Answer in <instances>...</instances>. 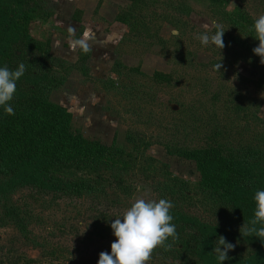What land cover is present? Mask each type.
<instances>
[{"label":"rangeland","instance_id":"obj_1","mask_svg":"<svg viewBox=\"0 0 264 264\" xmlns=\"http://www.w3.org/2000/svg\"><path fill=\"white\" fill-rule=\"evenodd\" d=\"M43 3L47 10L30 22L31 36L49 41L52 56L64 67L71 65L60 73L64 81L50 92L49 100L72 114L74 130L86 140L135 156L129 173L132 189L129 195L111 193L105 199L71 190L10 193L7 204L0 199L2 258L16 261L18 254L28 264H97L99 253L110 252L115 239L112 220L136 199L163 198L172 202L173 215L211 225L217 237L223 235L234 245L224 264L248 260L255 244L246 225L235 219L233 207L202 200L205 185L197 163L168 152L163 144L180 151L217 146L218 140L226 143L221 139L224 134L227 138V128L236 135L229 149L235 145L233 150L243 153L247 145L264 148V69L246 63L233 49L238 30L222 16L243 5L258 17L264 14V0H230L221 11L197 0ZM217 30L225 31L221 53L212 44L202 46L198 38ZM220 60L221 72L214 68ZM129 134L151 143L144 156L159 164L148 178ZM171 180L186 197L170 194L165 184ZM172 223L195 243L198 223ZM182 242L165 241L153 250L148 264H183L178 249Z\"/></svg>","mask_w":264,"mask_h":264},{"label":"trees","instance_id":"obj_2","mask_svg":"<svg viewBox=\"0 0 264 264\" xmlns=\"http://www.w3.org/2000/svg\"><path fill=\"white\" fill-rule=\"evenodd\" d=\"M197 1L218 11L230 3V0ZM46 10L43 0H0V66L15 70L19 63L25 64L24 75L17 80L16 92L10 102L14 114L9 115L0 107V199L7 204L8 195L18 189L42 194L52 191L67 194L71 190L78 195L93 194L91 197L95 199H105L111 193L129 195L132 189L129 173L135 156L116 146L86 140L74 130L72 114L49 100L50 92L64 81L60 73L62 70L66 73L71 65L64 67L63 61L52 56L49 41H37L31 36L30 22L36 13ZM41 14L48 16L47 12ZM222 16L225 23L238 30L233 36V49L241 52L246 63L264 69L260 57L252 52L259 43L252 28L257 17L243 5L235 6L232 12H223ZM124 23L128 21L124 20ZM224 131L227 138L224 134L221 140L226 143L218 140L220 145L217 146L180 151L168 147V143L163 145L170 153L178 152L180 156L194 160L205 185L202 200L214 199L224 203L214 205L233 207L235 219L247 229L252 227L253 196L257 190L264 189V148L247 145L241 147L243 153L233 150L235 145L229 149L231 137L236 135L227 128ZM218 134L220 132L214 137ZM141 137L129 134L128 142L141 155V171L148 174V178L152 171L156 172L159 162L144 156L151 143ZM228 150L231 154L224 152ZM173 183L171 180L165 184L170 194L186 197L181 187ZM170 214L173 222L198 223L199 226L195 243L191 238L186 239L184 228L178 230L177 227L176 238L166 240L176 244L183 238L178 246L183 264H217L213 252L217 228L186 215ZM249 237L255 244L254 254L243 263L232 261L230 264H264V241L254 237L253 233H249ZM1 251L0 264H28L23 255L17 254L16 261H12L2 258L4 253Z\"/></svg>","mask_w":264,"mask_h":264},{"label":"clouds","instance_id":"obj_3","mask_svg":"<svg viewBox=\"0 0 264 264\" xmlns=\"http://www.w3.org/2000/svg\"><path fill=\"white\" fill-rule=\"evenodd\" d=\"M252 28L258 45L252 52L260 57L264 64V14H260L253 22ZM225 31L217 30L209 36L201 34L198 38L202 46L212 44L221 50L225 47L223 35ZM216 71L222 68L221 60L214 66ZM25 64L19 63L15 70L0 66V107L9 115L14 114L11 101L16 92V82L24 75ZM220 72V71H219ZM255 207L253 209L252 227L246 232L253 233L254 237L264 241V189L257 190L253 196ZM173 204L170 200L136 199L125 209L121 217L112 220L110 229L115 239L110 245V252L99 253L97 264H148L155 248L164 245L171 237L176 238V225L170 209ZM259 224L260 227H255ZM234 248L231 242L226 241L223 235L216 239L217 264H224L229 259L227 253Z\"/></svg>","mask_w":264,"mask_h":264}]
</instances>
